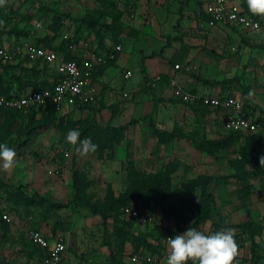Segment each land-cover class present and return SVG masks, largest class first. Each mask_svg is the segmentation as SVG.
I'll list each match as a JSON object with an SVG mask.
<instances>
[{
    "label": "rangeland",
    "instance_id": "1",
    "mask_svg": "<svg viewBox=\"0 0 264 264\" xmlns=\"http://www.w3.org/2000/svg\"><path fill=\"white\" fill-rule=\"evenodd\" d=\"M187 1L173 0L172 2L179 5L178 13L162 14L160 21L158 16L150 13L149 0H6V3L0 6V44L11 45L9 43L15 39H24L47 47H59L65 41L63 34L70 32L74 42L70 41L68 44H77V48L80 42L78 40L88 37H96L101 43L105 42V38H109L116 44L124 45L132 41L135 46L138 43L143 46L149 44V34L154 33L150 28L152 24L158 23L162 28L165 26L166 31H170L171 25L178 29L182 17L185 16L181 12L183 4ZM243 1L247 5L246 0ZM198 5L197 16L206 21L207 18L201 11L202 6ZM262 48L264 50V47ZM109 51L110 55H114V60L118 53L113 52L111 47ZM127 51L128 48L122 51V56H125ZM21 67L22 63L17 59H12L11 62L0 59V73L5 81L11 79V75H22L25 78L28 72ZM121 68L122 66L116 65L112 66L111 70L119 73ZM244 73L241 75L245 78L243 82L240 76L231 82L236 81V87L238 86L247 97V93L253 89L251 84L255 85L257 78L249 79ZM13 86L17 88L18 84L15 82ZM120 97L124 101L127 100L123 95ZM119 105L121 104L118 100L107 103L98 101L83 107L82 111H70L67 114H52L46 108L33 113L0 112V143H6L17 154V163L11 171L5 172L0 168L1 264H40V250L29 241V229L66 236L69 240L67 252L70 261L77 264H122L128 260L129 249L134 248L136 243H143L141 239L156 246L164 231L165 234L173 233L174 217L166 216L159 207H149L150 221L143 223L135 220L130 226L114 225L111 221L103 225L102 217L90 212L87 201H103L109 184L116 194L125 191L128 186L125 172L127 161H131L138 171L144 172H157L158 169L162 171L168 162H164L162 168L161 162L159 166L144 167L141 170L138 168L149 162V153L147 150L146 157L141 156L139 146L143 143L136 144L127 139L128 125L134 123L135 127L137 123L126 119L120 123L128 124L124 131L125 138L114 146L115 150L118 149V156L122 158L121 168L106 156L99 158L96 152L87 156L76 153L74 147L66 140L67 133L78 129L83 139L95 132V129L88 130L93 122H99L102 127L113 125L112 119L120 113ZM255 105L264 111V105ZM140 130L142 132L141 126ZM221 130L216 139L197 137L194 142V145H204L207 152L214 155L212 160L217 162L215 172L208 174L212 176L209 187L213 191H221L220 187L232 189L235 185L237 190H241L240 193L251 194L255 201H264V168L259 163L260 156L264 155V137L249 138L247 135L250 134L247 133L238 134L225 128ZM113 134L114 132L110 131L108 137ZM230 135L234 140L226 146H220ZM207 140H217L220 143H203ZM109 147L104 149V154L112 150ZM137 149L139 158L127 159L131 158ZM106 162L111 163L107 165ZM169 162L177 168L181 166L178 160L172 159ZM151 168L154 171H151ZM75 176L80 190L73 184ZM194 176L197 174L185 172L183 169L179 173L173 172V186L168 198H165L169 207H180L184 204L188 194L183 188V183ZM198 192L199 190L195 189L193 194ZM35 195L36 202L31 204L21 198ZM222 198L224 200L219 199L220 202L230 200L224 196ZM134 200L141 207L145 205L140 199ZM214 203L215 199L212 205ZM184 207L185 212L190 214L189 205ZM4 213L9 215V220L2 217ZM167 221L172 225L170 229L166 227V224H169ZM185 226L192 227L186 223ZM263 230L264 224L260 237L264 234ZM124 234L127 235L125 240ZM258 238L259 235L252 239L249 234L235 236L239 251L243 253L248 250L253 258L259 253L256 248L259 247ZM257 257L259 259L261 254Z\"/></svg>",
    "mask_w": 264,
    "mask_h": 264
},
{
    "label": "crops",
    "instance_id": "2",
    "mask_svg": "<svg viewBox=\"0 0 264 264\" xmlns=\"http://www.w3.org/2000/svg\"><path fill=\"white\" fill-rule=\"evenodd\" d=\"M172 1L149 0L150 13L158 16V20L161 19L162 14H177L179 5ZM238 1H241L243 5V0ZM205 3L206 0H188L187 3L183 4L184 8L181 12L185 16L182 17L178 29L171 25L170 31H166L165 26L162 28L158 23L152 24L150 28L154 33L149 34V44L142 46L141 43H138L135 46L132 41L124 43V45L120 44L121 49L117 50L118 54L111 65L103 71H98L94 77V83L98 89V98L95 103L118 100V103L121 104L119 105V116L114 117L111 124L120 125L123 119L137 123L135 127L134 123L128 125L127 139H131L130 141L136 144L143 143L139 146V148L141 147L139 149L141 156L146 157L148 150L149 162H146L143 167L138 165L140 170L144 167L157 166L160 162L162 168L164 162H169L172 159L181 162V166L175 169L178 173L183 169L185 172H194L197 175L201 173L212 174L217 168V162L212 160L214 155L200 150L194 145V142H196L197 137L216 139L222 132L221 129L224 128V118L230 112L226 108H210V106L207 108V105L201 101L186 102L176 98L172 90L177 85H181L187 91L201 95L223 97L233 95L243 102V112L246 108L252 116H264V111L255 105L256 103L264 105L263 46L257 40V36L247 35L240 27H235L226 22H219L212 26L208 23V19L206 21L200 19L197 16L198 4L202 6L201 11L205 12ZM246 9L249 12L247 5ZM88 39L92 41V45H96L100 49L97 38L88 37L78 41ZM104 43L108 48L107 46H111L114 42L105 38ZM114 44L117 46L119 43ZM80 47L79 45L77 49H70V51L77 55V53L82 52ZM127 48L129 51L126 52L125 56H122L121 52ZM106 50L109 51V49ZM175 64H180V67L175 68ZM116 65L122 66L119 73L111 70V67ZM127 70L132 71L128 77L125 76ZM242 73L246 74L249 79L257 78L256 84L258 86L251 84L253 87L251 90L254 93L251 99L246 98L242 90L238 86L236 87V81L231 82L237 76H240L241 82H243L245 78L241 77ZM156 76H159V79L154 84H150ZM123 91L129 92L125 101L120 97ZM114 108L117 109L116 106ZM82 110L74 109L73 112ZM151 123L160 129L162 135L159 136L152 132ZM262 135L264 136V134ZM125 155L126 153L124 157ZM134 158H139L138 149L131 158L127 159L133 160ZM154 159H157V162ZM109 160L115 161L118 168H121L122 158L118 156V149L115 150L114 157ZM155 162L156 164H154ZM106 163L110 165L111 162ZM151 171L154 170L151 168ZM156 171L160 172L159 169ZM220 188L223 190H221L222 192L213 191L209 187V190L215 194V203L211 208V219L199 223L193 228L203 231L205 234H212L211 224L213 222L230 225L244 223L252 219L258 224H264L263 200L255 201L251 194L240 193L241 190H237L235 185L232 186V189ZM169 192L166 194L167 198ZM221 193L230 200L228 202L223 201L224 203L220 202L219 199H223ZM166 216L169 215L166 213ZM170 224V222L166 224L168 229L172 227ZM187 229L182 224L179 234ZM43 233L50 238L57 235ZM168 234L172 235V233ZM65 238L68 241V248L65 251L66 259L69 264H77L70 261L67 252L69 240L66 236ZM258 239L259 247L256 248L261 257L257 259L258 253L253 258L248 250L243 253L239 251V264H264V234L262 237L259 234ZM166 247L167 242L165 241L164 248ZM132 249H129V253L133 251Z\"/></svg>",
    "mask_w": 264,
    "mask_h": 264
},
{
    "label": "built area",
    "instance_id": "3",
    "mask_svg": "<svg viewBox=\"0 0 264 264\" xmlns=\"http://www.w3.org/2000/svg\"><path fill=\"white\" fill-rule=\"evenodd\" d=\"M204 11L210 15L208 23L215 25L219 22H227L235 27H240L249 36H257V40L264 47V19L256 17L247 11L238 0H206ZM63 38L74 42L70 32H65ZM91 40L79 42L82 52L77 53L78 59H65L60 52L49 47L37 44L35 41L20 39L11 45L0 46V57L3 60H24L33 63L41 61L48 66V76L53 81L52 87L42 90L30 89L21 95L7 96L0 92V107L4 109H17L29 111L40 109L51 104L58 113H66L69 110L78 109V106L94 104L98 98V89L94 83V73L96 69L107 60L106 51H101L96 45L91 44ZM78 45V47H79ZM69 49H77V44H69ZM116 51L121 49V45L115 46ZM180 64H175L179 68ZM49 71H51L49 73ZM131 70L125 72L128 77ZM55 76L57 79L55 80ZM159 76H156L150 84H154ZM149 84V82H148ZM173 95L186 102L201 101L203 104L213 108H226L229 115L224 118L223 127L232 131L252 132L264 134V118L260 116H246L243 113V102L241 99L228 95L214 96L201 95L185 90L181 85H177L172 90ZM124 97L129 96V92H122ZM61 162V160H58ZM149 207H141L134 204L125 205L120 209L126 217L135 218L138 222L150 221ZM3 218L9 220V215L4 213ZM31 243L39 245L43 250L40 264H69L66 259L68 241L62 234H57L53 238L36 229H29L27 232ZM173 237L171 234L165 235L167 238ZM168 248H163L160 252H150L148 250L131 251L127 256V262L133 264H165ZM234 264H239L237 256Z\"/></svg>",
    "mask_w": 264,
    "mask_h": 264
},
{
    "label": "trees",
    "instance_id": "4",
    "mask_svg": "<svg viewBox=\"0 0 264 264\" xmlns=\"http://www.w3.org/2000/svg\"><path fill=\"white\" fill-rule=\"evenodd\" d=\"M243 6L246 8V4L243 1ZM204 16L209 20L210 15L208 13L204 12ZM259 17V16H256ZM227 23V22H226ZM229 24V23H228ZM96 38V37H95ZM65 41L62 43L59 47H49L53 50H56L60 52V54L63 55L65 59H78L79 57L76 54H73L69 49V44L71 40L64 39ZM18 41L15 39L13 42ZM99 46L101 51H107L106 49L112 48V51L117 53L115 49V44L113 43L111 46H107L105 43H101L102 41L99 40ZM13 42L9 44H13ZM40 44V43H38ZM42 45V44H40ZM2 46V44H0ZM45 46V45H43ZM47 47V46H45ZM99 48V47H98ZM107 60L104 64L100 65L94 73V77L98 71H103L111 61H113L114 57H111V52L107 51ZM0 59L4 62H11V60H3L1 57ZM22 63L21 69H25L28 73V75L23 78L22 75H11V79L3 80V75L0 73V92L7 96L12 95H21L22 93L27 92L30 89H38L42 90L47 87H52L53 81L48 76L47 70L48 66L46 64H43L40 60L35 61L33 63L29 62L27 59L24 60H18ZM24 66V67H23ZM26 67V68H25ZM31 77V78H29ZM57 79V76L54 78ZM18 84L17 88H14V83ZM92 104H85L82 106H78V109H82L86 106H91ZM48 110L49 112L58 113L51 104H48L46 107H44V110ZM208 108V105H207ZM211 108V107H210ZM220 108V107H218ZM41 109V108H40ZM40 109H31L29 112H36ZM74 110V109H73ZM73 110H69L72 112ZM0 112H23L17 109H4L0 107ZM68 112L64 113L67 114ZM246 116H249L251 113L245 108V111L243 112ZM261 118H264V116H261ZM152 124V123H151ZM127 125H108L102 127L101 124L98 122H93L88 127V130H94L95 132L92 133L89 137L93 143L98 145V150L96 151V154L99 158L106 156L108 159H112L115 155V147L118 145L120 141H123L125 138V130L127 129ZM153 133L158 134L159 136L162 135V132L159 131L160 129H157L153 124ZM113 131L114 134L111 137H108L109 132ZM234 133H242L240 131H233ZM164 133V132H163ZM250 135H247V137H264L262 134L259 133H247ZM252 135V136H251ZM102 139L100 140V137ZM234 140V137L232 135L228 136V138L225 139V143L220 144V146H226L227 144H230ZM201 141V140H200ZM203 143H217L219 144L217 140H207V142ZM110 146L112 150L108 153L104 154V149L106 147ZM115 146V147H114ZM197 148H199L202 151H207L206 147L202 145L201 143H198L195 145ZM175 169H177L176 166L172 165L170 162H167L165 165V168L162 169L160 172H144V171H138L137 168H135V165L131 161H127L126 170L127 173V182L128 186L125 189V191L116 194L114 189L109 184L107 187L106 196L103 201H87L88 207L90 209V212L93 214H99L102 217V223L103 225H107L110 223V221L114 225H121L122 224L126 226H130L133 221H135V218L132 217H126L122 214L123 206L134 204L137 205V201L134 199H140L143 202H145L143 207H159V210H161L163 213H167L169 216L174 217L175 219V229H173L172 236L174 237L176 234H179L181 230V225L185 223L191 225L192 227L197 226L199 223H203L209 219H211L212 214V202L215 199L214 193L209 190V184L212 180V176L208 174H198L195 177H192L185 181L183 183V188L185 189L186 193L188 194L187 198L184 199V204H182L180 207H169L165 201L166 193L171 190V187L173 186V178L172 174L175 172ZM73 184L77 190L79 189L78 181L76 179V176L73 180ZM198 189V193H194V190ZM80 190V189H79ZM153 197V199H152ZM25 201H27L28 204L35 203L36 202V195L32 197H26L21 196ZM44 200L41 202L43 203ZM189 205L190 214L185 212V205ZM139 206V205H138ZM189 215V216H188ZM192 217V218H191ZM215 223V224H214ZM228 228L235 229L236 235L240 236L242 234H249L250 237L253 239L256 235H259L262 231V225L258 224V222L249 219L248 221L244 223H237V224H230V225H222L217 222L212 223V232L215 233L217 231H223ZM151 232V231H150ZM150 235V234H149ZM165 231L163 232L160 241L158 240L156 246H154L150 241H147L145 239H141L143 243H136L134 248L132 250L134 251H141V250H148L150 252H159L161 248L165 247ZM123 239H127V235L124 234ZM33 244V243H32ZM36 246L40 251L39 258L41 259V256H43L42 248L37 245ZM129 262H123L122 264H127ZM133 264V263H130ZM144 264V263H141Z\"/></svg>",
    "mask_w": 264,
    "mask_h": 264
},
{
    "label": "clouds",
    "instance_id": "5",
    "mask_svg": "<svg viewBox=\"0 0 264 264\" xmlns=\"http://www.w3.org/2000/svg\"><path fill=\"white\" fill-rule=\"evenodd\" d=\"M248 10L252 15L264 18V0H246ZM6 0H0L3 6ZM254 93L249 91L246 98L251 99ZM77 154L87 156L98 150V145L89 137L81 139L78 129L70 130L66 136ZM16 151L6 143H0V168L11 171L16 163ZM259 163L264 168V155ZM235 229L228 228L212 234L189 227L185 232L167 238L168 252L165 264H234L239 254V245L235 239Z\"/></svg>",
    "mask_w": 264,
    "mask_h": 264
}]
</instances>
